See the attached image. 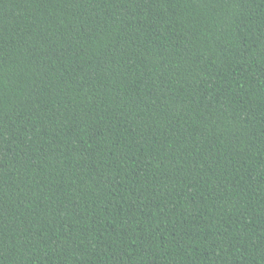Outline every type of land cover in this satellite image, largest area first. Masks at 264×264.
I'll use <instances>...</instances> for the list:
<instances>
[{"label": "trees", "instance_id": "16d2710c", "mask_svg": "<svg viewBox=\"0 0 264 264\" xmlns=\"http://www.w3.org/2000/svg\"><path fill=\"white\" fill-rule=\"evenodd\" d=\"M0 264H264V0H0Z\"/></svg>", "mask_w": 264, "mask_h": 264}]
</instances>
